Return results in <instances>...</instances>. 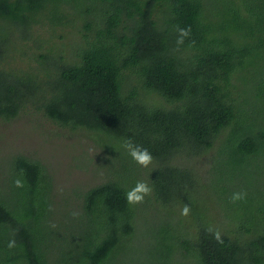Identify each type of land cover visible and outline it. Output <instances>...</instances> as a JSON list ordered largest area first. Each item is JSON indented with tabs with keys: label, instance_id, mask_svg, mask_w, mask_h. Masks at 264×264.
I'll return each mask as SVG.
<instances>
[{
	"label": "trees",
	"instance_id": "1",
	"mask_svg": "<svg viewBox=\"0 0 264 264\" xmlns=\"http://www.w3.org/2000/svg\"><path fill=\"white\" fill-rule=\"evenodd\" d=\"M35 114L92 133L112 176L54 225L45 168L13 157L0 264H264V0H0V121ZM226 129L215 212L179 154ZM129 138L152 154L147 168ZM138 181L152 193L129 204Z\"/></svg>",
	"mask_w": 264,
	"mask_h": 264
},
{
	"label": "rangeland",
	"instance_id": "2",
	"mask_svg": "<svg viewBox=\"0 0 264 264\" xmlns=\"http://www.w3.org/2000/svg\"><path fill=\"white\" fill-rule=\"evenodd\" d=\"M58 35L60 32L56 31ZM58 39L56 37L55 41ZM29 115H20L9 122L0 121V185L6 187L10 161L16 155L38 161L52 181L55 214L51 222L64 224L61 222L64 213L80 211V192L111 178L113 168L106 170V166L114 161L92 133L70 131L36 114ZM226 133L227 129L205 152L179 154L184 167H189L192 172L195 190L204 198L205 206L215 212H219L221 206L216 199L214 169L219 143ZM240 184L238 179L232 183L223 181L228 190H234Z\"/></svg>",
	"mask_w": 264,
	"mask_h": 264
},
{
	"label": "clouds",
	"instance_id": "3",
	"mask_svg": "<svg viewBox=\"0 0 264 264\" xmlns=\"http://www.w3.org/2000/svg\"><path fill=\"white\" fill-rule=\"evenodd\" d=\"M190 28L180 29V35L182 39L179 43H183V37H187L190 34ZM194 43V42H193ZM124 147L128 150L129 155L132 159L140 166L147 168L153 161V156L147 148L142 147L141 145L136 144L131 138L126 139L124 142ZM16 185L18 187L22 186V182L17 180ZM152 193V188L144 181H138L136 185L128 191L126 194L127 202L129 204H139L144 201L146 196H149ZM246 193L236 192L233 193L232 200L233 202L239 201L245 197ZM189 205L185 204L181 215L187 216L190 213ZM209 231H212L209 229ZM215 239L217 241L221 240L219 231L214 232ZM9 248L15 247V241H10L8 244Z\"/></svg>",
	"mask_w": 264,
	"mask_h": 264
}]
</instances>
